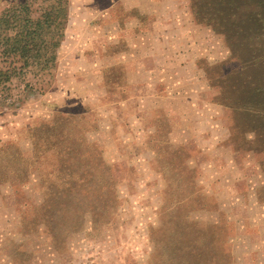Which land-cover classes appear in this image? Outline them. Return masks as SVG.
<instances>
[{"label": "rangeland", "instance_id": "374dc122", "mask_svg": "<svg viewBox=\"0 0 264 264\" xmlns=\"http://www.w3.org/2000/svg\"><path fill=\"white\" fill-rule=\"evenodd\" d=\"M61 1L47 66L5 56L0 22V264H174L180 233L201 264H264V0ZM159 55L151 84L160 64L115 60Z\"/></svg>", "mask_w": 264, "mask_h": 264}, {"label": "trees", "instance_id": "16d2710c", "mask_svg": "<svg viewBox=\"0 0 264 264\" xmlns=\"http://www.w3.org/2000/svg\"><path fill=\"white\" fill-rule=\"evenodd\" d=\"M208 0H199V2H207ZM63 1L56 0L52 4H50L47 11H45L40 18L37 20H33L30 17V8L28 6V3L25 2L21 4L16 10H20V12H12L11 10H7L0 22L4 24L5 26L8 25V27H13L14 29H18L19 32L16 33V35L12 38H6V47L3 50V54L5 56L14 55L15 57H18L20 60L24 61V65H29V61H33L37 64H42L40 61H44L43 63L45 66L49 64V62L55 63L56 56H55V50L60 46L61 40L64 36L63 34V28H64V22L60 20V17H66V8L63 7ZM218 3H229L227 6L232 5V7H236L234 2L228 1V0H218ZM15 8V7H13ZM12 8V9H13ZM11 13V14H10ZM54 50L52 57L48 58L49 50ZM256 52H252L251 54H248L247 56L243 57L245 60H251L254 59L256 56ZM259 62V61H258ZM257 66V64H256ZM22 73V72H20ZM2 77H4L6 80L10 78L9 72L1 73ZM241 101V99L239 100ZM75 188V187H73ZM102 195L104 196L103 192ZM112 196V194H111ZM110 196V201H112V197ZM116 200V196L113 199ZM82 212L79 208L75 212H73L74 217L71 221H73L75 218H77V221L82 218ZM70 220H67V223L69 224ZM209 227H199L197 229V234L200 236L204 232V230H207ZM216 230V229H215ZM78 231V230H76ZM75 231V232H76ZM200 232V233H199ZM181 234V233H180ZM178 234L177 236H174L175 243H180L181 246V252H182V258L180 260V257L174 256V264H201L200 258H198L196 255L198 253L192 254L187 253V250L185 247V240L181 235ZM171 236V235H170ZM200 238H196L192 240L191 245H194L197 241H199ZM206 242V241H205ZM202 242L198 244L201 245ZM190 246V245H189ZM197 247V246H196ZM189 249V248H188ZM230 254H226L227 260Z\"/></svg>", "mask_w": 264, "mask_h": 264}, {"label": "crops", "instance_id": "0c3cea01", "mask_svg": "<svg viewBox=\"0 0 264 264\" xmlns=\"http://www.w3.org/2000/svg\"><path fill=\"white\" fill-rule=\"evenodd\" d=\"M177 39L178 38L173 39V37H171L170 35H164L163 33H161L160 37L155 39V44L160 45L162 47H164L165 44H168V46H170L172 48V52L175 53L176 46H177V44L175 42H176ZM168 54H171V53H168ZM164 56H166V55H164ZM164 56L159 55V56L155 57L152 60H150L149 56H144L146 58H136V57H130V56L129 57L128 56H124L122 58V56H116L115 60H116V63H117L118 60H124L123 62H125V63L133 62V65H135L137 67V70H135V71L131 70V72L128 73L130 79L132 78L133 74H139V73L146 74L148 76V78H149V76L151 77V76L157 74L154 69H150L149 68V62H152L153 65L160 64L161 68L159 70V73L157 74L159 76L156 77L158 80L153 78V79H155L154 81L153 80L147 81L148 83L151 84L152 82L157 83L159 81H161V82L166 81L165 77H163V76H165V72H164L163 69L171 68L173 58L172 57L171 58L164 57ZM138 67H139V69H138ZM154 97H155V95H154ZM154 97L152 96L151 99H154ZM173 103L174 102L172 100L169 101V98L160 97V99H158V98L156 99V102L154 103V107H160L162 109L165 108L166 110H169V111L173 112V110H174L173 109L174 108ZM140 111L142 112L143 110L140 109Z\"/></svg>", "mask_w": 264, "mask_h": 264}]
</instances>
